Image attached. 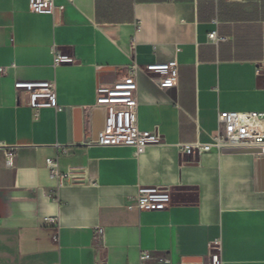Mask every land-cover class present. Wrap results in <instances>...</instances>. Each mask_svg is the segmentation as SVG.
Here are the masks:
<instances>
[{"label": "crops", "instance_id": "obj_1", "mask_svg": "<svg viewBox=\"0 0 264 264\" xmlns=\"http://www.w3.org/2000/svg\"><path fill=\"white\" fill-rule=\"evenodd\" d=\"M53 1L47 15L30 13L28 0H0V143L17 147L12 166L0 150V264H136L141 250L201 264L215 239L223 264H264V147L177 148L209 142L218 111L264 112V0ZM215 29L227 40L210 42ZM53 46L72 62L54 66ZM174 58V88L137 75L138 127H157L161 144L135 156L84 143L104 124L99 83L130 61ZM16 80L54 81L61 109L35 115ZM46 158L81 182L56 188ZM139 186L166 188L169 204L129 209ZM54 215L58 227L44 219Z\"/></svg>", "mask_w": 264, "mask_h": 264}, {"label": "built area", "instance_id": "obj_2", "mask_svg": "<svg viewBox=\"0 0 264 264\" xmlns=\"http://www.w3.org/2000/svg\"><path fill=\"white\" fill-rule=\"evenodd\" d=\"M57 7L53 0H28V11L34 14L53 15ZM214 23H218L214 20ZM213 44L227 40L217 30L207 35ZM179 49L177 48L176 51ZM53 64L58 66L72 62V59L61 54L56 47H52ZM178 62L174 58L167 62H151L140 65L130 61L122 69L114 73L108 83H99L96 86L95 106L104 111V124L95 138H88L84 143L97 146H128L133 149L135 156L141 155L148 146L161 144L162 135L158 128L142 130L137 122V75L145 73L159 88H174L178 84ZM5 69L0 67V73ZM260 68L256 69L259 72ZM14 90L18 100L22 94L26 95L24 104L31 108L35 115L44 107L60 110L56 105V87L52 80H16ZM58 155L65 152L64 146L56 144ZM264 147V112L258 111H218L216 133L209 142L195 140L193 142H179L177 144L180 155L200 154L215 150L222 153L225 150L242 148ZM5 163L12 166L16 156V146L0 143ZM50 178L56 181V188L64 185L67 180L80 183L72 172L61 173L58 170L57 160L45 159ZM56 198L57 195L54 193ZM135 203L127 206L138 211H154L165 208L170 202V195L166 188L153 186H139L134 196ZM44 219L52 226L58 227V216H45ZM103 234L102 228H97L96 239ZM56 235L53 239L56 240ZM220 240L215 239L208 243L206 261L201 264H223L220 256ZM168 260L160 254L141 250L136 264H166Z\"/></svg>", "mask_w": 264, "mask_h": 264}, {"label": "water", "instance_id": "obj_3", "mask_svg": "<svg viewBox=\"0 0 264 264\" xmlns=\"http://www.w3.org/2000/svg\"><path fill=\"white\" fill-rule=\"evenodd\" d=\"M101 125H102V120L101 119H97L94 122L93 130H94L95 133L102 128Z\"/></svg>", "mask_w": 264, "mask_h": 264}]
</instances>
